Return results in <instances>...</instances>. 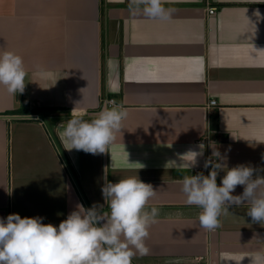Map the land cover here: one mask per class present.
Here are the masks:
<instances>
[{"label": "crops", "instance_id": "0c3cea01", "mask_svg": "<svg viewBox=\"0 0 264 264\" xmlns=\"http://www.w3.org/2000/svg\"><path fill=\"white\" fill-rule=\"evenodd\" d=\"M163 6L170 15L152 18L131 0H0V51L21 56L27 72L23 93L0 85V218L58 227L77 204H104L105 173L113 183L138 176L156 191L148 208L159 217L148 254L132 264H250L264 253L250 205L230 208L209 232L182 183L213 151L228 168L264 170V0ZM107 98L128 113L116 140L102 154L66 150L60 125L93 119ZM200 144L192 169L167 165Z\"/></svg>", "mask_w": 264, "mask_h": 264}, {"label": "clouds", "instance_id": "9594fccd", "mask_svg": "<svg viewBox=\"0 0 264 264\" xmlns=\"http://www.w3.org/2000/svg\"><path fill=\"white\" fill-rule=\"evenodd\" d=\"M165 0H131V4L147 17L166 18L171 10L164 8ZM260 17L259 11L254 13ZM41 75H44L41 72ZM27 76L23 58L14 52L0 51V85L11 95L23 93ZM127 110L115 105L100 111L93 119L71 118L63 128L65 149L93 155L105 153L122 130ZM200 151L189 150L167 165L192 169ZM227 157L213 151L204 163L211 169L208 175L198 173L183 177L182 191L188 205L201 209L198 219L201 227L212 232L220 227L219 217L230 208L249 204L247 216L253 222L264 224V175L251 165L239 164L228 168ZM187 161V163H182ZM226 169V171H225ZM223 171L220 184L217 176ZM237 186H243L240 195H233ZM104 204L76 209L62 220L58 227L43 223V217H24L17 213L0 218V264H132L137 256L148 254L145 241L149 228L158 222L159 209L148 208L156 195L151 184L138 176H129L111 182L104 176L102 186ZM105 207L107 211H105ZM250 264H264V253L250 257Z\"/></svg>", "mask_w": 264, "mask_h": 264}, {"label": "built area", "instance_id": "2783aa9c", "mask_svg": "<svg viewBox=\"0 0 264 264\" xmlns=\"http://www.w3.org/2000/svg\"><path fill=\"white\" fill-rule=\"evenodd\" d=\"M216 12H217V8H210L209 9V16L216 15ZM104 102H105V104H104L105 107L111 108L112 106H115V102L112 99H108L107 98V99L104 100ZM208 106H209L210 109L215 108V107L218 106V102L216 100H214V99H211L209 101ZM206 139L208 140V136L206 137ZM211 157H212V155H210L207 159H209ZM210 170H211L210 168L209 169H205L204 166L201 167V168H196V169H194V175H196L198 173H203L204 175H208V172Z\"/></svg>", "mask_w": 264, "mask_h": 264}, {"label": "trees", "instance_id": "16d2710c", "mask_svg": "<svg viewBox=\"0 0 264 264\" xmlns=\"http://www.w3.org/2000/svg\"><path fill=\"white\" fill-rule=\"evenodd\" d=\"M41 112H44V110H42V109H38V110L35 111L36 114H39V113H41Z\"/></svg>", "mask_w": 264, "mask_h": 264}, {"label": "water", "instance_id": "95a60500", "mask_svg": "<svg viewBox=\"0 0 264 264\" xmlns=\"http://www.w3.org/2000/svg\"><path fill=\"white\" fill-rule=\"evenodd\" d=\"M41 119H44V116H40Z\"/></svg>", "mask_w": 264, "mask_h": 264}]
</instances>
